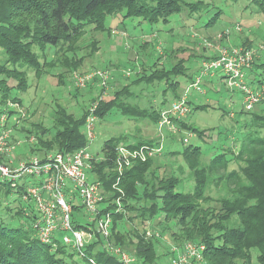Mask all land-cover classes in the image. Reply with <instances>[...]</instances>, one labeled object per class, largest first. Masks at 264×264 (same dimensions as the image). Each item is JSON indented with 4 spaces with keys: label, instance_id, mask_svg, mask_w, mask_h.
<instances>
[{
    "label": "trees",
    "instance_id": "trees-1",
    "mask_svg": "<svg viewBox=\"0 0 264 264\" xmlns=\"http://www.w3.org/2000/svg\"><path fill=\"white\" fill-rule=\"evenodd\" d=\"M254 2L264 13V0ZM206 7L208 4L202 0H0V50L4 55L0 59V101L4 102L8 98L15 100L17 97L14 90H27L28 68L38 75L48 67L59 68L60 78L69 77L73 71L80 70L86 57L93 56L98 49L97 40H93L88 44L86 55H80L81 46L78 41L88 26L110 34L112 28L107 24L108 18L119 14L123 17L122 24L129 18L156 24L167 23L170 16L184 10L190 15L199 14ZM220 16L221 11L218 10L206 25L212 26ZM252 41H243L241 46L252 47ZM202 48L215 53L209 54L206 51V54H199L200 66L203 60L215 58L218 52L215 43L207 42ZM48 50H60L61 56L50 60L47 58ZM257 59L253 63L256 66L254 69L263 67L264 71V59L258 62ZM187 60H191V55L187 59L184 56L179 58L171 66L152 68L149 74L139 72L131 83L116 87L110 98L100 102L96 111L98 119L102 121L113 111L134 119H149L158 124L161 111L167 105L166 97L159 109L141 106L136 101L138 96L130 87L141 82H162L165 85L164 96L171 92L173 100L178 99L201 68L195 72L191 65L186 64ZM178 76L183 77V83L176 80ZM11 79L16 82L13 86L8 84ZM209 81L205 80V83ZM252 81L264 83V78L254 77ZM80 91L76 88L74 96H80ZM84 92L86 94H81L83 99L84 96L96 99L92 87ZM86 100L88 98L84 101L85 108L80 115L58 104L54 112V132L42 123L27 130L36 138L30 153L45 155L55 150L73 152L86 147L88 139L83 133L89 114ZM188 104L191 107L190 99ZM210 106L199 104L195 108L206 109ZM234 115L230 113V116ZM260 121L262 123L258 126L256 122ZM178 124L181 131L170 134V147H165L164 152H169L168 155L180 152L172 148L175 136L180 132L187 130L190 136L198 135L200 138L205 134L204 130L186 121H178ZM247 126H254L255 129L243 137L241 149L233 154V160L243 163L238 169L228 171L231 160L227 158V148L220 149L221 152L208 161L204 160L205 152L198 145L188 144L180 152L187 162L193 181V188L188 191L178 189L181 181L178 177L166 178L155 173L152 167L157 158L139 160L129 168L125 167L122 173L118 171V146L128 144L134 148L156 141L136 137V141L124 142L123 136L108 139L103 147V157L92 160V172L102 181L106 191L105 208L101 213L110 211L114 217L110 241L132 252L137 258L135 264L168 262L173 252L158 251L164 231H171L174 244L179 247L187 242L205 244V264H252L253 250L258 252L257 261L264 264V113H253L250 119L244 121L243 127ZM49 133L51 135L47 138ZM253 134L256 137H252ZM167 138L164 137V140ZM185 138L182 139L184 144ZM233 150L228 148V151ZM5 185L14 188L11 182L0 177V191ZM213 186L217 189L221 187L216 197L208 193ZM14 189L22 198L25 186L19 185ZM118 198L121 199L120 212L116 211ZM5 208L12 210L10 205ZM25 208L13 211L9 221L0 219V264H95L91 259L97 264H123L116 255L109 252L99 235L97 240L86 245L84 255L64 243L61 235H56L51 243L42 242L34 227L38 213L32 204H28V214ZM73 210L75 228L89 229L93 225L80 222L78 213L81 207L78 204L73 205ZM21 216L26 219L14 225L13 220ZM135 220L141 223L158 221L162 229L148 235L147 229L141 230L134 225Z\"/></svg>",
    "mask_w": 264,
    "mask_h": 264
},
{
    "label": "rangeland",
    "instance_id": "rangeland-1",
    "mask_svg": "<svg viewBox=\"0 0 264 264\" xmlns=\"http://www.w3.org/2000/svg\"><path fill=\"white\" fill-rule=\"evenodd\" d=\"M202 1L207 3L208 7L199 14L190 15L188 11L184 10L181 13L170 16L167 23L150 24L148 21L138 18H129L122 24L123 17L122 14H119L108 18L107 24L112 28L110 34L96 31L92 26H88L85 34L78 41L79 46H81L80 55H86L88 44L93 40H97L98 49L93 56L86 57L80 70L75 71L87 73L98 69L109 70L111 87L109 92L106 90L108 96H104V99H108L112 96V91L116 87L131 83L139 72L149 74L152 68L171 66L172 63H175L183 56L187 59L188 55H191V60H187L186 63L194 66L197 61H200L198 55L201 53L206 54L208 49H204L202 46L207 42L215 43L216 47L218 43H222L220 45L236 46L242 45L243 40L248 37L253 40L252 47L264 44V13L260 11L254 0ZM218 10L221 11L220 18L212 26H207L206 24L216 15ZM146 42L148 43L146 44ZM1 52L2 49L0 50V59L4 57ZM194 53L196 56H194ZM59 56H61L60 50L56 52L53 50L47 51V58L50 60H54ZM60 71L61 69L59 68L48 67L38 75L33 69L28 68L29 87L27 90H14L17 98L15 100L13 98L6 100L14 104L17 116L15 135L23 139L21 140L23 141L22 145L14 150V161L25 160L26 155L29 154L44 156V154L30 153V149L36 140L32 143L28 141V138L35 137V135L29 134L27 130H32L33 125L42 123L45 128L54 132V112L58 104L64 105L70 112L80 115L85 108L84 101L86 98H88L86 107L90 109L99 97L98 94H102L100 92L101 87L97 84L90 83L85 88L75 87L72 81V74L75 71L68 75L69 77L64 78L59 77L58 73ZM218 75V84L208 83L206 85L207 82L204 83L206 94L200 95L192 90V95L189 97L191 112L183 120L195 128L204 130L205 134L200 138L198 135L190 136L187 130L182 131L175 136L172 148L183 152L188 144L198 145L205 152V161H208L216 153L221 152L220 149L227 148V158L231 160L228 171H231L232 169H238L243 164L233 160V154H237L241 149V145L244 143L243 137L249 132H254L255 129L254 126L243 127L244 121L250 119L253 113H264V102L255 106L250 112L247 111L243 103L242 94L230 90L226 81L225 83L222 81L224 79L222 72H219ZM257 78H264L263 67L257 69ZM176 80L183 83L184 79L182 76H178ZM15 83V80L12 79L8 81L9 86H13ZM155 83L151 85L146 83L131 85V91L136 97L138 96L136 101L141 106L159 109L165 97L167 99L166 106L173 100V95L170 92L165 96L162 95L164 86L162 82ZM251 83L256 84L257 82L251 80ZM89 86L92 87L93 96L96 97L95 100L86 96L83 99V95L86 94L84 91L90 88ZM76 88L81 90L78 97L74 96ZM1 102L3 103V101ZM199 104H210L211 106L206 109H196L195 106ZM231 112L235 113L236 116H230ZM260 123L262 122H256L258 126ZM157 127L158 124L152 120L134 119L112 111L105 119L99 120L96 127V137L90 142L88 150L97 159L102 158L105 142L108 139L122 136L124 137H122L124 142L136 141V137H142L148 141H157L164 136L168 137L164 143L165 147H170L168 141L171 138L169 136L171 133L166 130L160 131ZM262 131L264 136V130ZM50 135L49 133L46 137L48 138ZM184 137H188L190 142L184 144L182 141ZM252 137H256V134H253ZM230 147L232 150L234 149L233 153L228 151ZM23 151L24 153H22ZM164 151L157 157L156 164L152 167L155 173L159 176L164 175L166 178L176 176L181 180L178 189L183 191L191 190L193 181L190 177L187 162L182 154L179 152L168 155L169 152ZM7 190L8 193H6ZM15 190L9 185H5L1 189L0 219L3 218L9 221L13 211L28 207V203L20 198ZM220 190L221 187L217 189L213 186L208 190V193L216 197L219 195ZM74 202H77V200ZM6 205H10L12 210H6ZM80 211L82 213L85 212L84 209ZM24 219H26L24 216L15 218L13 220L14 225ZM80 222L85 224L87 221L82 218ZM157 222L147 221L141 223L139 220H135L134 225L141 230L148 229L154 234L162 229V226ZM164 232L165 234L160 237L162 242L158 246V251L161 253L170 251L174 245L171 231ZM156 235L159 236L157 233ZM127 251L130 252L129 250ZM130 253L134 255L132 252ZM257 254L256 250L252 251V264H260L257 261Z\"/></svg>",
    "mask_w": 264,
    "mask_h": 264
},
{
    "label": "built area",
    "instance_id": "built-area-1",
    "mask_svg": "<svg viewBox=\"0 0 264 264\" xmlns=\"http://www.w3.org/2000/svg\"><path fill=\"white\" fill-rule=\"evenodd\" d=\"M217 51L215 58L203 60L198 74L185 87L181 97L162 109L158 130H166L171 134L181 131L178 121L184 120L191 112L188 100L192 90L200 95L206 94L205 80H210L219 72L224 75L230 89L242 94L246 110H253L257 104L264 102V83L253 84V79L249 78L253 63L259 53L264 52V44L258 47L218 44ZM72 76L75 87L85 88L92 83L104 88L89 109L83 127L88 145L73 152L55 150L47 152L43 157L29 154L25 160L14 161V150L22 145L23 139L15 135L17 116L14 104L0 101V177L11 182L14 188L25 186L22 199L32 204L38 213L34 227L42 242L51 243L56 235H61L64 243L84 255L86 245L97 240L99 235L109 252L116 255L123 264H135L136 256L110 241L114 217L110 211L101 213L105 208L106 191L102 181L92 172V160L95 157L88 150L90 142L96 137L99 122L96 111L100 102L106 99L104 96H108L106 90L109 92L111 87V75L109 70L98 69L87 73L75 71ZM35 140V137L28 138L31 143ZM184 141L189 143V138L186 137ZM164 143L163 136L155 143H145L134 148L121 144L117 147L118 171L122 173L125 167L129 168L139 160L157 158L165 150ZM120 200H116L117 212L122 210ZM74 204L85 210L84 213L80 211L78 217L93 224L89 229L75 228L72 216ZM25 210L28 214L29 208ZM147 231L148 235L152 234ZM205 248V244L198 242H187L181 247L174 244L170 249L173 255L164 264H205ZM91 261L97 264L93 259Z\"/></svg>",
    "mask_w": 264,
    "mask_h": 264
},
{
    "label": "crops",
    "instance_id": "crops-1",
    "mask_svg": "<svg viewBox=\"0 0 264 264\" xmlns=\"http://www.w3.org/2000/svg\"><path fill=\"white\" fill-rule=\"evenodd\" d=\"M243 41H248V42H250V39L248 38V37H246V39H244ZM144 44V43H143ZM209 52V54H214L215 52L214 51H212V50H207V53ZM264 59V52H262V53H260L259 54V56H258V59H257V62L259 61V60H263ZM186 64H188V65H191V67H193L194 69V71L196 72V70H198L199 69V67H200V61L198 62H196V64H194V66L192 65V64H190V63H186ZM254 68H256V66H253L252 67V70L251 71H249V78H254V77H256L257 78V70L256 69H254ZM136 78V77H135ZM224 78V77H223ZM219 79V75L217 74L216 76H214L212 79H210V81L209 82H207L206 83V85L208 84V83H211V84H218V80ZM224 83H225V80L223 79L222 80ZM142 84L143 83H145V82H141ZM155 83V82H154ZM140 84V83H139ZM147 84V83H146ZM153 84V83H152ZM155 84H158L157 82L155 83ZM164 84V83H163ZM135 85H138V84H135ZM149 85H151V84H149ZM186 85V84H185ZM164 88H165V85L163 86V90H164ZM162 90V95H164V91ZM233 92H239V91H233ZM171 93V92H170ZM240 93V92H239ZM166 95V94H165ZM164 99V98H163ZM165 100V99H164ZM163 100V101H164ZM207 100H209L208 98H207ZM162 101V102H163ZM261 104V103H260ZM259 105V104H258ZM142 120V119H141ZM142 138V137H141ZM22 153H24V151L22 152Z\"/></svg>",
    "mask_w": 264,
    "mask_h": 264
}]
</instances>
